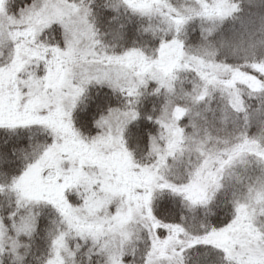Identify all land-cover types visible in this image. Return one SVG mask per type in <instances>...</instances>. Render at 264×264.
Instances as JSON below:
<instances>
[{
  "label": "snow or ice",
  "instance_id": "obj_1",
  "mask_svg": "<svg viewBox=\"0 0 264 264\" xmlns=\"http://www.w3.org/2000/svg\"><path fill=\"white\" fill-rule=\"evenodd\" d=\"M0 264H264V0H0Z\"/></svg>",
  "mask_w": 264,
  "mask_h": 264
}]
</instances>
